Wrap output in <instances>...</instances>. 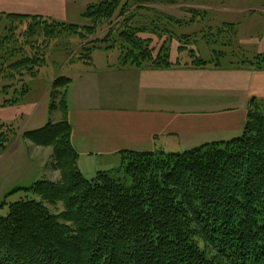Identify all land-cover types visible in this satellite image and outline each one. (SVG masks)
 <instances>
[{
  "label": "trees",
  "instance_id": "obj_1",
  "mask_svg": "<svg viewBox=\"0 0 264 264\" xmlns=\"http://www.w3.org/2000/svg\"><path fill=\"white\" fill-rule=\"evenodd\" d=\"M151 1L134 3L141 9ZM121 2L104 0L89 5L83 18L92 25L86 27L17 14L0 15V22L28 23L30 37L42 34L53 40L76 35L86 40L122 5L118 10L119 18H123L119 35L122 64L172 67L168 41L154 56L151 39L139 36L147 32V26L136 22V14H125L129 3ZM156 21L150 24H159ZM223 28L218 30V37L237 35L235 24H224ZM109 32L101 43L110 40ZM232 41L223 46L230 47ZM11 42L5 37L0 43V78L13 73L36 77L46 64L47 45L41 48L32 44L31 53L25 54L12 49ZM97 43L82 46L80 60L86 65L92 64ZM6 50H12L9 56L14 61L5 57ZM215 55L216 62L207 61L191 51L190 63L198 68L221 66L219 58L225 53ZM240 64L264 70V55ZM71 84L68 77L57 78L54 83L55 89L62 90L60 120L23 135L36 146L52 148L53 168L60 173V180H41L15 189L13 193L32 191L41 201L16 202L9 206L6 217L0 216V264H264V99H252L242 134L228 141L181 153H126L128 185L109 172H98L88 180L79 170L68 119ZM20 103L21 99L5 100L0 108ZM50 110L57 111L55 102ZM4 127L0 121V154L17 136L2 131ZM46 204L56 210L61 205L62 211L53 213ZM5 205L6 201L1 203L0 210Z\"/></svg>",
  "mask_w": 264,
  "mask_h": 264
},
{
  "label": "crops",
  "instance_id": "obj_2",
  "mask_svg": "<svg viewBox=\"0 0 264 264\" xmlns=\"http://www.w3.org/2000/svg\"><path fill=\"white\" fill-rule=\"evenodd\" d=\"M195 7L203 16L210 15L209 5L196 3ZM66 12V0H0V15L43 16L62 22ZM250 14L257 15L255 10ZM181 21L184 32L200 25L198 20ZM202 24L199 28L203 30ZM254 25L251 22L250 27L258 29ZM260 29L263 32L258 37L253 34L242 40L244 44L240 42L243 47L264 52V23ZM238 35L239 31L237 40ZM178 51L172 48L170 68L107 63L72 77L68 119L80 171L81 163L96 162L97 173L114 166L129 152L188 150L228 141L243 131L250 102L264 99V71L240 64L198 68L181 61ZM23 105L0 108V121L15 124L27 117L31 123L35 107ZM42 123L32 130L42 128ZM26 129H20L0 154V204L15 189L28 188L24 185L36 182L41 175L44 164L37 158V149L23 138Z\"/></svg>",
  "mask_w": 264,
  "mask_h": 264
},
{
  "label": "rangeland",
  "instance_id": "obj_3",
  "mask_svg": "<svg viewBox=\"0 0 264 264\" xmlns=\"http://www.w3.org/2000/svg\"><path fill=\"white\" fill-rule=\"evenodd\" d=\"M102 1L104 0H66L67 15L62 22L68 25L73 24L82 27L91 26V21L83 18V14L89 5L99 4ZM134 1L135 0H122L123 4L129 3V6L125 10V14L128 13V11L132 14H136V16H139L135 18L136 22L147 26V32L139 36L143 39H151V48L155 49L154 56L158 54L165 41H168V46L170 47V59L172 48H176L179 50L178 52L180 53L179 57L181 58V61L184 62H191V51L195 52L197 56L204 60H214V62L218 60L215 52H223L225 55L219 59L221 66L224 67H229L232 64L238 65L242 62L253 61L259 55H264V52L259 53L258 50L249 48L248 45H244L243 47L240 43L242 40L244 41L247 36L250 38V36H253L254 34V36L258 37L259 34L263 32L260 28H262L264 23V0H173L174 2L172 4L174 5H171L173 7L170 8H166V5H170L168 2L152 0L150 4H142L143 6L141 7L144 8L141 9L137 8L138 6H136ZM196 3L209 5L210 15H208V17L203 16L201 10L195 7ZM121 6L118 7L117 13L111 20L99 25L97 32L92 36H88L86 40H82L76 35L62 36L53 40H47L39 33V35H35L34 37L32 35L30 37V29H27L28 23H11L7 20L0 22V43L3 38L7 37V40H12L10 43L11 48L20 49L21 51H19V53L24 52L25 54H30V46L32 44L39 47L44 46L45 44L47 45L46 64L40 69V72L36 77L30 78L26 75L20 76L19 74L13 73L5 78H0V105L3 104L5 100L21 99L20 104H24L23 106L33 105L36 114L31 123H27V117H24V120L21 119L15 124L4 123L5 127L2 131H8L18 135L22 128H27L26 132H29L33 131L32 129L35 128L34 126L36 124L39 125V123L41 124V122H43L42 127L49 122H58L61 118L59 104L61 101L60 93L62 90L54 88V83L57 78L68 77L72 79V77H74L79 71L90 68L92 69L94 66L107 63H120V65H123L120 51V45L123 42L119 37L120 33L123 31V18H119L118 16V10ZM185 10H188L189 13L186 14ZM252 10H255L257 13L255 17H252L250 14ZM160 13H162L164 17H162ZM169 13H173L177 18L170 17ZM140 16L143 18L141 19ZM188 19L198 20V24H200L199 27L204 23V29L202 30L199 27H192L191 30L184 32L185 30L180 27L182 26L181 20ZM152 20H157L156 22L159 21V24L151 25L150 23ZM211 20L213 21L209 24ZM170 21H173L174 23L171 24ZM207 21L208 24H206ZM177 22H179L178 25ZM183 22L184 25L187 24L186 21ZM251 22L256 23L254 26L258 29L251 28ZM231 23H234L236 29H238L237 31H239L238 40L237 35L234 39L233 36L228 33H226L227 35L219 34L220 36L218 37V30L223 28L224 24ZM6 26H9V29H6ZM207 26H210L211 28H208ZM110 29L113 30L109 32ZM223 31L228 32V29L226 30L223 28ZM108 32L111 34L110 40L105 44L101 43ZM184 37L188 38L185 39ZM230 40H233L230 47L223 46L224 43H229ZM89 43H97L96 46H98V49L93 52L92 64L86 65L83 60H80L81 48ZM107 47L113 48L107 49ZM10 51L12 50H6V52H4L6 53L5 57L9 61L11 59L14 61L13 58L10 59ZM6 62L7 61H5L4 64H6ZM259 64H261V62ZM7 65L8 64H6V66ZM26 90H29V93L25 95L23 92ZM56 90L58 91L57 96L52 98V94L55 93ZM53 102H55L57 106V111L52 112L50 108L53 105ZM26 125H28V127H25ZM39 126L36 128H39ZM241 134L242 132L237 136ZM31 145L33 149H37L35 150V153H38L37 158L40 161L42 160L44 164L41 170V175H39L37 181L48 180L54 183L58 182L60 180V173L53 168L54 159L52 148L39 147L32 143ZM173 150L174 151H169L167 153H181L187 149L180 151L175 148ZM127 158L129 159V157ZM128 159L126 160V158L123 157L114 165L116 167L112 165V167H107V169H105L106 171L101 172H109L115 179L121 180L129 185L131 184V180L126 175ZM95 165H97L96 162H88L86 164L81 163L80 165L81 172L88 180L95 178L98 173H95L94 171ZM36 182L33 181L31 183H26L24 186L30 187ZM22 200L41 201L40 197L32 191H17L5 199L6 205L0 210V216L6 217L9 214V206ZM47 206L53 213H60L62 211L61 205L58 206V210L54 209L51 205Z\"/></svg>",
  "mask_w": 264,
  "mask_h": 264
}]
</instances>
